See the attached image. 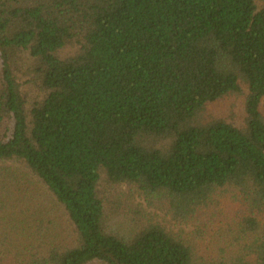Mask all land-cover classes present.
<instances>
[{
    "label": "trees",
    "instance_id": "16d2710c",
    "mask_svg": "<svg viewBox=\"0 0 264 264\" xmlns=\"http://www.w3.org/2000/svg\"><path fill=\"white\" fill-rule=\"evenodd\" d=\"M263 102L264 0H0V264H264Z\"/></svg>",
    "mask_w": 264,
    "mask_h": 264
},
{
    "label": "rangeland",
    "instance_id": "374dc122",
    "mask_svg": "<svg viewBox=\"0 0 264 264\" xmlns=\"http://www.w3.org/2000/svg\"><path fill=\"white\" fill-rule=\"evenodd\" d=\"M242 103H243L242 95L229 96L222 101L209 105L208 110L213 116L222 117L227 121L238 123L240 122L243 116ZM261 109L264 112V102ZM122 189L124 193L127 192L125 187H123ZM131 202L132 205L135 207L139 205H141L142 207L144 206L149 216H151L154 220L158 221L161 225H163L169 233L180 237L181 239L186 241L189 245L195 247L197 252L196 254H198L199 256L205 257L208 256L210 252H214L212 256L215 258H219L218 251L220 248L225 249L226 252H230V253L233 252L231 248L230 249L228 247L226 248L227 245L223 244V241L221 239H218L217 241L215 238L217 236H211L210 238H208L207 240L210 241V243L207 245L206 240L195 238L193 234V228L190 224L175 222L173 219H171V217L165 216L160 212L158 213V211L156 210L147 208L143 204L141 199L138 197H135V199H132L131 197L130 199H127V203H131ZM131 206H129L128 208L126 207L124 208L126 214H128V210ZM211 242L215 246H217V248L216 247L211 248L210 247Z\"/></svg>",
    "mask_w": 264,
    "mask_h": 264
}]
</instances>
